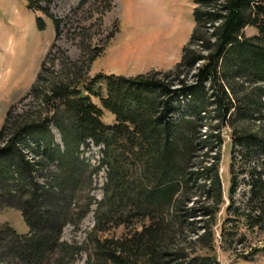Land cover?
I'll list each match as a JSON object with an SVG mask.
<instances>
[{"label": "trees", "instance_id": "16d2710c", "mask_svg": "<svg viewBox=\"0 0 264 264\" xmlns=\"http://www.w3.org/2000/svg\"><path fill=\"white\" fill-rule=\"evenodd\" d=\"M36 1L33 9L47 12ZM193 6V30L172 70L92 79L105 83V96H95L114 117L112 124L102 122V110L79 81H57L44 92L32 88L30 94L46 107L44 116L42 109L16 118L6 113L0 129V212L18 210L29 232L0 227V264H71L81 253L93 259L84 264H218L214 256L190 258L176 245L175 227L194 217V209L186 208L191 181L211 169L193 170V160L218 147L221 126L232 129L238 154L264 159V0H193ZM247 27L257 34L246 37ZM90 143L99 147L96 169L82 156L81 148ZM100 168L106 182L94 203L87 248L61 241L62 229L93 205L89 198L78 211L77 202L79 195H89ZM256 168L249 173V200L264 204V171ZM208 188L219 204L217 174ZM118 227L126 229L123 237L102 236Z\"/></svg>", "mask_w": 264, "mask_h": 264}, {"label": "rangeland", "instance_id": "374dc122", "mask_svg": "<svg viewBox=\"0 0 264 264\" xmlns=\"http://www.w3.org/2000/svg\"><path fill=\"white\" fill-rule=\"evenodd\" d=\"M35 1L0 0V129L8 111L11 118H16L42 109L44 116L46 107L30 91L36 88L44 92L52 83L67 80L79 81L83 94L102 110V122L112 124L114 117L95 96H105V83L93 84L92 79L172 70L193 30V0H50L49 4L37 0L36 7L46 8L47 12L35 11ZM243 33L246 37L257 34L251 27ZM199 63L188 71L187 80L192 81L190 77ZM86 86L91 88L89 92L84 90ZM255 126L258 123L246 128L252 130ZM54 131L52 128L56 139ZM218 132V147L206 155L205 150L197 153L193 160V170H211L202 180L191 181V200L186 208L194 209V217L182 218L175 227L176 245L190 258L214 256L218 264H264V209L258 210L264 204L249 200V173L256 166V172L264 171V159L251 161L238 154V148H233L231 128L221 126ZM81 151L96 169L101 158L99 147L90 143ZM215 174L220 181L219 204H215L216 196L208 188ZM232 179L234 189L229 194ZM105 182V169L100 168L92 176L89 195H79L77 202L78 211L91 200L93 205L75 225L62 229L61 241L87 248L86 239L94 226V203L102 199ZM206 208L211 215H207ZM2 226L18 235L29 232L15 209L0 212ZM125 234L126 229L118 227L102 236L118 239ZM88 261L92 263L93 259L81 253L71 264Z\"/></svg>", "mask_w": 264, "mask_h": 264}, {"label": "water", "instance_id": "95a60500", "mask_svg": "<svg viewBox=\"0 0 264 264\" xmlns=\"http://www.w3.org/2000/svg\"><path fill=\"white\" fill-rule=\"evenodd\" d=\"M55 131H56V130H55ZM55 131H54V133H57V132H55ZM57 135H58V133H57ZM58 137H59V135H58ZM57 142H58L59 144H61L60 138L57 139Z\"/></svg>", "mask_w": 264, "mask_h": 264}]
</instances>
